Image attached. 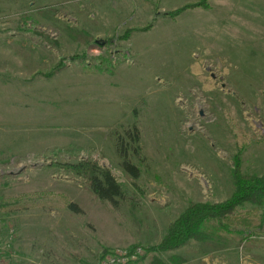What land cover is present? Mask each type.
<instances>
[{"label": "rangeland", "instance_id": "obj_1", "mask_svg": "<svg viewBox=\"0 0 264 264\" xmlns=\"http://www.w3.org/2000/svg\"><path fill=\"white\" fill-rule=\"evenodd\" d=\"M200 1L0 0L4 264H99L105 250L157 246L189 202L232 195L234 162L264 176V0H208L169 16ZM73 31L91 41L75 43ZM18 33L35 43L18 47ZM82 162L121 187L114 204L64 167ZM223 237L150 255L264 264V234Z\"/></svg>", "mask_w": 264, "mask_h": 264}, {"label": "trees", "instance_id": "obj_2", "mask_svg": "<svg viewBox=\"0 0 264 264\" xmlns=\"http://www.w3.org/2000/svg\"><path fill=\"white\" fill-rule=\"evenodd\" d=\"M197 7L208 9V0H201L196 4L181 7L169 16L175 18L186 10ZM150 27L151 25L146 26L145 31H148ZM39 35L45 36L43 33ZM77 35L80 36V32H69L70 38L75 43L80 41L81 44H87L91 41L90 37L83 35L80 40H77ZM59 63L60 68L61 61ZM132 131L128 135L134 143H138V130L134 127ZM122 142L121 139L120 143ZM122 156L126 158L125 153H122ZM64 167L77 175L86 177L88 188L97 199L114 204V198L122 196L121 187L109 172L99 169L95 164L82 162L79 164H66ZM124 168L132 178H138L139 172L136 167L125 162ZM232 180L234 191L227 200L219 203L189 202L179 217L168 225L166 235L161 242L157 246L143 249L142 259L148 258V264H164L156 256L150 254L156 251L166 253L178 249L190 241L200 244H213L222 241L224 239L223 235H231L233 229L237 228L242 229L243 234H246V236L264 234V176L243 174L240 162H234ZM13 201L4 203L3 207H7V210L12 212L17 208L18 203L15 201L13 205L10 204ZM246 205L251 208L244 209ZM67 207L76 213L81 212L78 206L73 203H68ZM135 247L138 246H130L129 248L133 249ZM109 252L105 250L102 259ZM170 259L171 264H176L174 257ZM134 264H140V261Z\"/></svg>", "mask_w": 264, "mask_h": 264}, {"label": "built area", "instance_id": "obj_3", "mask_svg": "<svg viewBox=\"0 0 264 264\" xmlns=\"http://www.w3.org/2000/svg\"><path fill=\"white\" fill-rule=\"evenodd\" d=\"M8 242L13 239V230L7 231ZM0 246V264H4V251L7 249ZM144 255L143 248L138 246L133 249L123 248L111 250L105 255V257L99 262V264H134L139 262L140 258Z\"/></svg>", "mask_w": 264, "mask_h": 264}, {"label": "crops", "instance_id": "obj_4", "mask_svg": "<svg viewBox=\"0 0 264 264\" xmlns=\"http://www.w3.org/2000/svg\"><path fill=\"white\" fill-rule=\"evenodd\" d=\"M34 35L37 36L36 32H34ZM15 37H17V39L19 38V40L15 41V43H18L19 46L18 47H22L25 48L26 46H28L27 44L30 43H35V40H31V38L29 36H27L26 34H21L18 33ZM9 44V42H8ZM15 59L17 60V62H19V68H21L20 70H23L24 68V64L26 63V59L24 57H22L21 55H15ZM31 61H33L34 64L35 63V59L32 58ZM21 74V73H19ZM34 74V73H33Z\"/></svg>", "mask_w": 264, "mask_h": 264}]
</instances>
